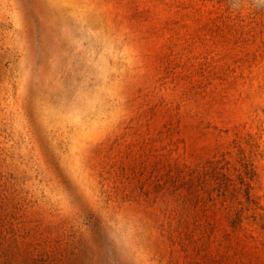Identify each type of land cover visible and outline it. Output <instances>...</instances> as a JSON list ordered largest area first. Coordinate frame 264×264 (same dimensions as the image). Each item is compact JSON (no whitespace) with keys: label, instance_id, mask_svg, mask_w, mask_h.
I'll return each mask as SVG.
<instances>
[{"label":"rangeland","instance_id":"obj_1","mask_svg":"<svg viewBox=\"0 0 264 264\" xmlns=\"http://www.w3.org/2000/svg\"><path fill=\"white\" fill-rule=\"evenodd\" d=\"M0 264H264V0H0Z\"/></svg>","mask_w":264,"mask_h":264}]
</instances>
